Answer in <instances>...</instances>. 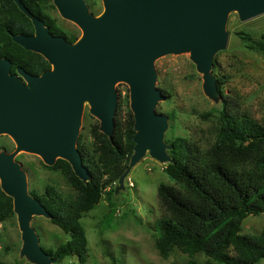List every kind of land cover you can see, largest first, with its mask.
<instances>
[{
	"label": "water",
	"instance_id": "water-1",
	"mask_svg": "<svg viewBox=\"0 0 264 264\" xmlns=\"http://www.w3.org/2000/svg\"><path fill=\"white\" fill-rule=\"evenodd\" d=\"M52 1L82 35L70 43L51 34L16 0L34 32L12 40L42 55L51 68L38 76L21 68L11 73L10 60L0 58V134L9 135L18 150L38 154L48 166L57 159L67 161L81 180L87 179V173L76 140L85 101L99 120V131L110 138L117 108L114 84L126 83L135 146L125 172L147 152L163 161L168 117L155 111L165 94L155 85L154 59L189 51L204 87L216 88L211 68L214 55L225 46L228 12L236 10L241 20L264 13V0H102L104 10L99 16L83 0ZM0 188L12 198L23 251L41 264L54 262L29 224L32 216L49 215L28 194L24 171L5 151L0 153Z\"/></svg>",
	"mask_w": 264,
	"mask_h": 264
},
{
	"label": "trees",
	"instance_id": "trees-1",
	"mask_svg": "<svg viewBox=\"0 0 264 264\" xmlns=\"http://www.w3.org/2000/svg\"><path fill=\"white\" fill-rule=\"evenodd\" d=\"M31 15L40 19L49 32L74 43L78 35L66 32L52 16V0H19ZM31 20L16 0H0V58L11 62V73L21 68L38 76L50 69L40 54L26 50L12 40L16 35H32ZM248 50L264 56V33L257 40L240 33ZM212 74L221 104L207 113L204 120L216 119L213 140L205 145L192 138L175 135L164 140L169 161L163 169L172 184L160 183L156 189L161 216L155 222L156 248L162 258L178 249L194 257L202 255V264H259L264 260V228L259 235L241 234V224L250 215L264 214V124L236 109L223 92L225 77H216L217 60ZM164 94L167 90L162 89ZM173 113L169 114V119ZM114 131L109 138L93 125L89 133L92 148L77 141L87 179L81 180L69 163L57 159L45 166L62 175L73 196L64 195L48 185L42 194L30 191L67 241L55 249H43L56 262L76 256L80 264L87 258V238L81 223L103 196H110L133 155L134 119L127 108L118 104ZM12 198L0 188V223L14 218ZM0 264H5L0 262ZM186 264H198L190 260Z\"/></svg>",
	"mask_w": 264,
	"mask_h": 264
},
{
	"label": "rangeland",
	"instance_id": "rangeland-1",
	"mask_svg": "<svg viewBox=\"0 0 264 264\" xmlns=\"http://www.w3.org/2000/svg\"><path fill=\"white\" fill-rule=\"evenodd\" d=\"M83 1L95 16L104 10L102 0ZM52 16L66 32L77 34V40L81 37L80 28L63 18L56 8ZM224 30L225 46L213 57L218 64L215 76L225 77L223 92L231 98L238 111L264 124V56L248 50L240 35L243 33L254 40L259 39L264 33V13L241 20L236 10H230ZM153 68L156 87L162 92V89L167 90L165 98L158 101L155 108L157 113L168 117L163 141L179 135L192 138L201 145L211 142L216 119L212 116L204 120L199 116L219 107L221 97L214 86L204 87L203 76L190 60V52L161 55L154 59ZM114 90L117 107L121 102L123 111L127 108L130 110L128 85L116 82ZM171 113L173 118L169 119ZM93 125L99 126V120L90 113V105L85 101L76 144L80 137L83 145L92 148L93 140L89 130ZM3 151L12 154L20 164L26 176L28 194L30 191L42 194L48 185H52L64 195H74L60 173L47 169L45 166L48 165L38 154L18 150L13 139L4 133L0 134V153ZM164 153L166 158L159 161L147 152L125 172L124 178L116 182L110 198L103 196L92 211L83 215L80 221L87 238V258L84 264H186L190 260L202 264L207 261L200 254L189 257L178 249H174L167 258H162L157 251L154 226L161 211L157 204L156 189L160 183L172 184L163 171L169 161L166 149ZM29 224L42 249H55L67 241V236L50 223L49 218L32 216ZM263 228L264 214L250 215L241 224V234L259 235ZM23 243L16 215L0 223V262L41 264L23 251ZM49 260H52L50 256ZM50 264L80 263L76 256H72ZM259 264H264V260Z\"/></svg>",
	"mask_w": 264,
	"mask_h": 264
},
{
	"label": "flooded vegetation",
	"instance_id": "flooded-vegetation-1",
	"mask_svg": "<svg viewBox=\"0 0 264 264\" xmlns=\"http://www.w3.org/2000/svg\"><path fill=\"white\" fill-rule=\"evenodd\" d=\"M67 41V40H66Z\"/></svg>",
	"mask_w": 264,
	"mask_h": 264
}]
</instances>
